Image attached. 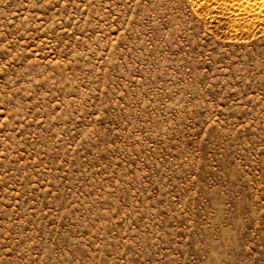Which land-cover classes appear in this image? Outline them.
Wrapping results in <instances>:
<instances>
[{
	"label": "rangeland",
	"instance_id": "obj_1",
	"mask_svg": "<svg viewBox=\"0 0 264 264\" xmlns=\"http://www.w3.org/2000/svg\"><path fill=\"white\" fill-rule=\"evenodd\" d=\"M0 264H264V0H0Z\"/></svg>",
	"mask_w": 264,
	"mask_h": 264
},
{
	"label": "bare ground",
	"instance_id": "obj_2",
	"mask_svg": "<svg viewBox=\"0 0 264 264\" xmlns=\"http://www.w3.org/2000/svg\"><path fill=\"white\" fill-rule=\"evenodd\" d=\"M262 3H263V2H262ZM262 3H261V4H262Z\"/></svg>",
	"mask_w": 264,
	"mask_h": 264
}]
</instances>
